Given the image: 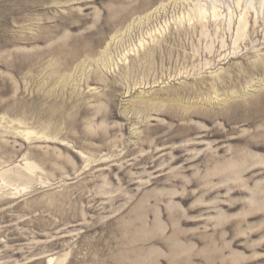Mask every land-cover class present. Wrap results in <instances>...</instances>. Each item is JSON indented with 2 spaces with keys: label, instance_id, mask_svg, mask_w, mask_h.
I'll use <instances>...</instances> for the list:
<instances>
[{
  "label": "rangeland",
  "instance_id": "374dc122",
  "mask_svg": "<svg viewBox=\"0 0 264 264\" xmlns=\"http://www.w3.org/2000/svg\"><path fill=\"white\" fill-rule=\"evenodd\" d=\"M263 85L264 0H0V264H264Z\"/></svg>",
  "mask_w": 264,
  "mask_h": 264
},
{
  "label": "bare ground",
  "instance_id": "6f19581e",
  "mask_svg": "<svg viewBox=\"0 0 264 264\" xmlns=\"http://www.w3.org/2000/svg\"><path fill=\"white\" fill-rule=\"evenodd\" d=\"M197 12L199 13V16L200 17H202V16H204V12L202 11V9H201V7L200 8H197ZM212 17L214 18V17H216L215 16V14L213 13L212 14ZM211 17V18H212ZM260 85H261V83H259ZM258 85V84H257ZM264 86V85H263ZM263 86H261V87H263ZM252 87H253V85H252ZM256 87V90L254 89V91H256V92H254V91H251V90H248V91H250V93H248V94H243L242 96H246V97H249L248 95H253V96H256V94L254 95V93H258L259 94V96H258V98H256V99H254L253 101H251L250 102V108L251 109H253L252 107H255V106H257V105H260V103H263L264 104V93L263 94H261V90L260 89H258L257 88V86H255ZM252 92H254V93H252ZM246 93V92H245ZM234 95H232V99H234V98H236V93H233ZM257 94V95H258ZM229 97V96H228ZM224 98V99H222L220 102H217L216 104L217 105H219V106H226V107H230V105H229V99L231 98V96H230V98ZM251 98V97H250ZM252 98H254V97H252ZM251 109H249L248 111H250L251 112V114H247V113H245V114H243V116H242V118H241V120H246V121H250V120H252V121H254V120H256L257 118H255V117H257V115H256V113L258 112V110H255V111H253V110H251ZM222 113V112H221ZM220 113V114H221ZM217 114V113H216ZM263 114V113H262ZM239 119V118H238ZM251 121V122H252ZM255 122V121H254ZM259 130H261V129H259ZM262 131V130H261ZM256 132V131H255ZM258 132V131H257ZM263 133H264V131H262ZM261 133V132H260ZM259 134V133H258ZM258 134L256 135V140H255V138H254V136L253 137H251L250 135H248L249 136V139L247 138V139H245V140H242V142L241 141H238V143L237 144H242V143H244L245 144V146L247 147H245V149H247V150H255V151H264V136L263 137H260V136H258ZM261 135H262V133H261ZM246 137V136H245ZM251 137V138H250ZM251 139V140H250ZM238 146H240V145H235L234 144V146H232V149H231V151H230V149L228 148V150H227V152L226 153H228V152H231V155H240V157H241V154H239L238 153V151L240 150L239 149V147ZM247 150H245L246 152H247ZM244 151V152H245ZM251 152V151H250ZM252 152H254V151H252ZM240 153H241V151H240ZM256 154V153H255ZM254 154V155H255ZM239 157V156H238ZM254 157V156H253ZM246 158V157H245ZM52 259H49L48 260V264H51L52 263Z\"/></svg>",
  "mask_w": 264,
  "mask_h": 264
}]
</instances>
